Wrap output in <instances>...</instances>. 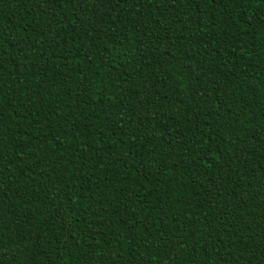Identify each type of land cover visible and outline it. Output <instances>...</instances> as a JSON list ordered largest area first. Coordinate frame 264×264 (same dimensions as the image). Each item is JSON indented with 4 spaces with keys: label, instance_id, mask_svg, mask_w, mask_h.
Masks as SVG:
<instances>
[{
    "label": "trees",
    "instance_id": "trees-1",
    "mask_svg": "<svg viewBox=\"0 0 264 264\" xmlns=\"http://www.w3.org/2000/svg\"><path fill=\"white\" fill-rule=\"evenodd\" d=\"M0 264H264V0H0Z\"/></svg>",
    "mask_w": 264,
    "mask_h": 264
}]
</instances>
